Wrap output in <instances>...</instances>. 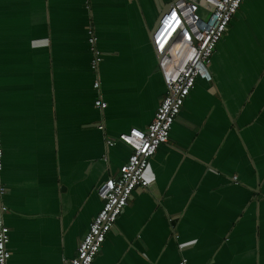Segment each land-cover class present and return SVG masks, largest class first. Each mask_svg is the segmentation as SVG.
I'll list each match as a JSON object with an SVG mask.
<instances>
[{
    "label": "crops",
    "instance_id": "0c3cea01",
    "mask_svg": "<svg viewBox=\"0 0 264 264\" xmlns=\"http://www.w3.org/2000/svg\"><path fill=\"white\" fill-rule=\"evenodd\" d=\"M170 1L0 0L7 264L73 256L98 183L129 153L105 139L145 127L163 95L149 32ZM207 69L91 264H264V0L241 1Z\"/></svg>",
    "mask_w": 264,
    "mask_h": 264
},
{
    "label": "built area",
    "instance_id": "2783aa9c",
    "mask_svg": "<svg viewBox=\"0 0 264 264\" xmlns=\"http://www.w3.org/2000/svg\"><path fill=\"white\" fill-rule=\"evenodd\" d=\"M242 0H171L159 15L149 32V40L156 59L157 71L164 84L163 95L153 115L143 128L129 127L115 138L104 141L105 148L120 142L129 153L115 174L98 183L96 195L101 205L78 239L70 258H61L62 264H91L111 229L116 217L136 188H148L150 181L145 175L148 161L158 145L166 143L169 129L178 114L189 90L196 79L210 80L207 65L219 38ZM87 42L91 54L89 67L95 75L92 87L98 90L97 66L100 59L96 37L91 26L86 27ZM93 106L101 111L106 102L99 95ZM97 129L102 125L97 123ZM2 169V146L0 138V172ZM235 179V176L232 177ZM5 187L0 179V264H7L10 252L6 247L8 227L3 223L7 211L2 202ZM170 222V219L168 220ZM170 225V224H169ZM175 239L177 235L170 226ZM181 250L182 246H178ZM176 264H187L180 254Z\"/></svg>",
    "mask_w": 264,
    "mask_h": 264
},
{
    "label": "water",
    "instance_id": "95a60500",
    "mask_svg": "<svg viewBox=\"0 0 264 264\" xmlns=\"http://www.w3.org/2000/svg\"><path fill=\"white\" fill-rule=\"evenodd\" d=\"M169 5V3L167 4V5H165L164 7H162V9H161V11H160V13H159V15L163 12V10L167 7ZM159 15L157 16V18L159 17ZM157 18H156V20H157ZM156 22V21H155ZM154 22V23H155ZM153 26V25H152ZM94 35H95V33H94ZM95 37H96V35H95ZM97 38V37H96ZM96 44V43H95ZM152 49V48H151ZM153 53V52H152ZM155 57V56H154Z\"/></svg>",
    "mask_w": 264,
    "mask_h": 264
},
{
    "label": "flooded vegetation",
    "instance_id": "af4514ba",
    "mask_svg": "<svg viewBox=\"0 0 264 264\" xmlns=\"http://www.w3.org/2000/svg\"><path fill=\"white\" fill-rule=\"evenodd\" d=\"M168 140V139H167Z\"/></svg>",
    "mask_w": 264,
    "mask_h": 264
}]
</instances>
